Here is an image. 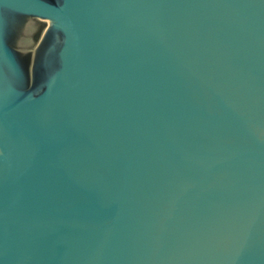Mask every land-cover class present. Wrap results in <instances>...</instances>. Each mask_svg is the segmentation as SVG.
<instances>
[{
    "label": "water",
    "instance_id": "95a60500",
    "mask_svg": "<svg viewBox=\"0 0 264 264\" xmlns=\"http://www.w3.org/2000/svg\"><path fill=\"white\" fill-rule=\"evenodd\" d=\"M0 264H264V0H0Z\"/></svg>",
    "mask_w": 264,
    "mask_h": 264
}]
</instances>
